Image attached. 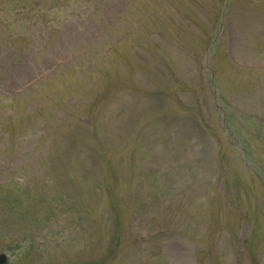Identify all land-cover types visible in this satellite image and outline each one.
I'll return each mask as SVG.
<instances>
[{
	"label": "rangeland",
	"instance_id": "374dc122",
	"mask_svg": "<svg viewBox=\"0 0 264 264\" xmlns=\"http://www.w3.org/2000/svg\"><path fill=\"white\" fill-rule=\"evenodd\" d=\"M0 254L264 264V0H0Z\"/></svg>",
	"mask_w": 264,
	"mask_h": 264
},
{
	"label": "water",
	"instance_id": "95a60500",
	"mask_svg": "<svg viewBox=\"0 0 264 264\" xmlns=\"http://www.w3.org/2000/svg\"><path fill=\"white\" fill-rule=\"evenodd\" d=\"M6 259H7L6 255L0 254V264H5L6 263Z\"/></svg>",
	"mask_w": 264,
	"mask_h": 264
}]
</instances>
